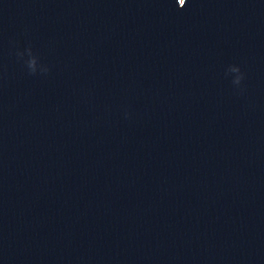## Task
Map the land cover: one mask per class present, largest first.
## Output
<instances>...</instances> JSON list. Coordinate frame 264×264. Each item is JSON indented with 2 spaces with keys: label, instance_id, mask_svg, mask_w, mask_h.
<instances>
[{
  "label": "snow or ice",
  "instance_id": "1",
  "mask_svg": "<svg viewBox=\"0 0 264 264\" xmlns=\"http://www.w3.org/2000/svg\"><path fill=\"white\" fill-rule=\"evenodd\" d=\"M180 3L183 4L184 3V0H180Z\"/></svg>",
  "mask_w": 264,
  "mask_h": 264
},
{
  "label": "clouds",
  "instance_id": "2",
  "mask_svg": "<svg viewBox=\"0 0 264 264\" xmlns=\"http://www.w3.org/2000/svg\"><path fill=\"white\" fill-rule=\"evenodd\" d=\"M238 82V81H237Z\"/></svg>",
  "mask_w": 264,
  "mask_h": 264
}]
</instances>
